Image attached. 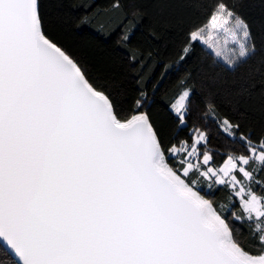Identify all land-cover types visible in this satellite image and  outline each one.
Listing matches in <instances>:
<instances>
[{
  "label": "snow or ice",
  "instance_id": "obj_1",
  "mask_svg": "<svg viewBox=\"0 0 264 264\" xmlns=\"http://www.w3.org/2000/svg\"><path fill=\"white\" fill-rule=\"evenodd\" d=\"M138 2L109 0L81 24L126 43ZM193 2L203 19L177 63L200 45L228 69L256 55L244 0ZM42 5L0 0V264H264V128L194 101L189 73L162 134L143 91L124 107L48 36Z\"/></svg>",
  "mask_w": 264,
  "mask_h": 264
},
{
  "label": "trees",
  "instance_id": "obj_2",
  "mask_svg": "<svg viewBox=\"0 0 264 264\" xmlns=\"http://www.w3.org/2000/svg\"><path fill=\"white\" fill-rule=\"evenodd\" d=\"M108 3L43 0L42 12L48 36L76 57L93 79L116 94L124 107L143 91V110L162 134H169L172 123L166 102L174 95L178 81L191 73L194 101L210 95L223 112L256 131L264 128V95L258 86L253 88L258 82L257 70L264 68V0H244L240 8L251 26L257 52L246 64L233 69L218 60L219 66H213L212 54L202 45L191 59L177 63L182 34L203 19L193 0H139L143 19L126 43L121 42L120 30L100 35L94 24H81ZM218 146L213 138L209 147ZM222 195L217 193L215 198Z\"/></svg>",
  "mask_w": 264,
  "mask_h": 264
},
{
  "label": "rangeland",
  "instance_id": "obj_3",
  "mask_svg": "<svg viewBox=\"0 0 264 264\" xmlns=\"http://www.w3.org/2000/svg\"><path fill=\"white\" fill-rule=\"evenodd\" d=\"M220 45H221V48H223L224 47V40H223V37H221V39H220ZM203 46V45H202ZM204 47V46H203ZM209 53H211L210 52V50H208L206 47H204ZM212 54V53H211ZM224 54H225V56H227V55H229L230 53L225 49V52H224ZM219 62H221V63H223V60L222 59H220V60H218Z\"/></svg>",
  "mask_w": 264,
  "mask_h": 264
}]
</instances>
